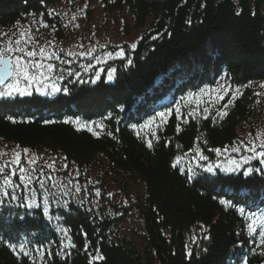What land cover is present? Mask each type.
Here are the masks:
<instances>
[{
    "label": "trees",
    "instance_id": "trees-1",
    "mask_svg": "<svg viewBox=\"0 0 264 264\" xmlns=\"http://www.w3.org/2000/svg\"><path fill=\"white\" fill-rule=\"evenodd\" d=\"M64 1L0 0V33L32 17L60 26L50 9ZM99 1L109 13L129 12L140 35L134 50L108 65L111 80L69 76L52 96L0 97V152L27 148L43 162L29 168L32 183L17 176L18 187L0 188V264H31L9 247L19 252L21 243L31 253L44 249V264H264L260 229L250 235L246 218L264 214V170L192 167L196 149L214 156L254 124L264 0ZM220 85L231 93L219 101L210 92ZM47 161L61 178L41 166ZM62 178L85 188L82 199L95 189L94 204L56 194L51 183ZM30 186H40L35 200L25 196ZM97 254L103 259L93 260Z\"/></svg>",
    "mask_w": 264,
    "mask_h": 264
},
{
    "label": "rangeland",
    "instance_id": "rangeland-1",
    "mask_svg": "<svg viewBox=\"0 0 264 264\" xmlns=\"http://www.w3.org/2000/svg\"><path fill=\"white\" fill-rule=\"evenodd\" d=\"M52 12L53 14L59 15V18L57 19L62 23L60 26L56 22L54 23L47 20L43 21L42 17H32L31 21L26 24L18 25L16 30L10 31L5 39L0 40L4 42L9 39L15 40L18 38L21 31L31 29V33L36 42L35 47H37V49L39 47H44L47 52H54L58 55L60 57L59 60L55 57L42 60L44 64L51 63L55 65V70L50 74L51 79L45 81L46 85L55 84L58 88H60V81L69 76H73L75 79L84 78L86 80L88 77H91L90 75L94 78H98L101 75L108 76L110 70L107 67L110 65L111 61L116 58H122L128 50H134L136 47L133 49L132 45H136L137 41L140 39V35L134 28L135 24L129 12L125 10L122 13H109L105 11L102 2L99 0L80 2L66 0L56 5L53 9H50V13ZM45 24L48 26L44 27ZM28 47L29 50H31L33 45H28ZM121 51H123L124 55L117 57L115 53ZM69 52L74 55H69ZM82 53L88 54L82 55ZM108 53H113V56L109 57L107 55ZM36 59H40V57H37ZM6 85L1 86L0 89H4ZM225 89L229 88L226 85H220L218 90L210 92V95H212L214 99L220 101L221 99H219L218 96L225 97L231 93L229 90L227 91V94H225ZM29 91H31V93L37 92L41 95L48 94V96H52L56 93L50 86L41 87V90L37 91V86L35 84L29 89ZM255 93L256 103L254 108L256 110V115L255 120L253 121L254 124L252 128H246L243 132H241L240 140L236 144H233V146H239V142L241 140L247 142L250 139V133L252 134L251 138H255L257 142H259L257 133L264 134V83H260L255 86ZM233 146L224 148L228 149V151H224V149H222L219 154L215 152L214 156H209L206 160L200 158L201 149L199 148L200 152L196 149V154H199L194 158V165H192V167H194L195 170L199 168L207 170L208 167H212L213 171L224 170L226 172H234L230 169L234 167L231 161L235 159L241 164V167L237 168L235 171L245 168L256 169L258 167H261L264 170V163H261L259 159H255L248 164H244L242 157L245 155H251V153L244 151L243 148L238 153L232 152L231 148ZM15 151L22 152V149L15 147L10 152H7L6 156L10 157L8 155L10 154L13 157ZM4 157L5 156L0 157V163L7 161ZM29 158H35L36 163L29 165L27 163ZM7 159L10 160L12 158ZM21 163L27 169L32 168L36 170L37 165L43 162H41L37 155L32 153L23 155L22 153ZM49 165H52V167H49ZM41 166H47V172L54 176L61 173V171L56 170L55 166L57 165L54 162L52 163L51 161H47L45 165ZM73 172L77 174L75 170H73L72 173ZM59 176L60 178L62 177L61 175ZM51 184L50 188L55 190L56 194L60 193L62 196L74 192L80 196L79 191L81 192L82 190H85V188L80 187L81 185L79 182H68V179L66 178L54 180ZM55 185L56 187L54 189ZM89 185L87 186L90 188L97 187L91 183ZM34 189H40V186H30V189L26 191L25 196L29 193L30 197L35 200L37 197L35 193L32 192ZM77 189H79V191H77ZM94 190L92 198L85 196L83 199L81 196L79 198L85 202L87 201L94 204L95 199H97V192H94ZM132 221L134 224H137L136 219L133 218ZM130 224L131 220L128 219L126 223L119 224V227L121 225L122 230L124 231V228Z\"/></svg>",
    "mask_w": 264,
    "mask_h": 264
},
{
    "label": "snow or ice",
    "instance_id": "snow-or-ice-1",
    "mask_svg": "<svg viewBox=\"0 0 264 264\" xmlns=\"http://www.w3.org/2000/svg\"><path fill=\"white\" fill-rule=\"evenodd\" d=\"M51 14V13H50ZM48 25L45 24L44 27H47ZM7 33H0V36H7ZM155 38V37H153ZM35 38L33 37L31 33V29L21 31L18 35V38L15 40L9 39L6 42L0 41V85L5 84L6 80L10 79V82L7 83L6 87L3 90H0V97H6V96H12L14 93H18L19 95H31V91L29 89L35 84L37 86V91L41 90V87H48L50 86L54 92H59L60 88H58L55 84L52 85H46L45 81L51 79L50 74L53 73L55 70V65L48 63L44 64L42 62L43 59H51L55 57L56 59H60L58 55H56L54 52L49 53L44 47H35ZM28 45H33L31 50H29ZM136 47L135 44L132 45V48L134 49ZM62 51V50H61ZM69 55H74L73 53L69 52ZM88 53H82V55H87ZM109 57L113 56V53L107 54ZM117 57H121L124 55L123 51L115 53ZM37 57H40V59H36ZM129 63L131 61L129 60ZM115 72V69H111L108 78L112 79V73ZM230 89H225V94H227V91ZM65 91H67L65 89ZM237 94H239V89L236 90V93L233 94L231 100L229 103H232L236 99ZM219 99H223V96H218ZM227 107V105H225ZM178 111V110H177ZM204 112L207 113L208 109L205 108ZM220 118H223L227 115L226 111L221 110L219 113ZM160 117H164L165 113L160 112L158 114ZM189 115H193V113H189ZM207 118V116H205ZM77 124L79 125V121H77ZM89 131H92V128L88 129ZM177 130H180L179 125L177 126ZM250 139L245 142L241 140L239 142V146H233L231 148L232 152H240L243 148L244 151L251 153V155H245L242 157V161L244 164H248L252 160L259 159L261 163H264V134L257 133V137L259 138V142L255 138H251L252 134H249ZM204 143H207V141H204ZM149 147H152V144L149 143ZM259 149V150H258ZM198 152H200V149H197ZM212 151L217 152L218 154L221 153V149H212ZM224 151H228V149H224ZM30 152L29 149L25 148L21 151H15L13 154L12 159L0 163V188H12V187H18L19 185L16 184V181L14 177L19 178V180L24 184H30L32 183V177L28 175L29 169L23 166L21 163L22 160V153L23 155H27ZM7 153L0 152V157L6 156ZM200 158L201 159H207L206 156L203 155L202 152H200ZM27 163L29 165L35 164L36 159L35 158H29ZM232 167L230 170L235 171L237 168L241 167V164L233 159L231 161ZM49 167H52V165H49ZM67 167V165H65ZM257 171H260V169H256ZM34 171V169H33ZM207 171L212 172V167H208ZM248 173H251L253 169L249 168ZM40 186L43 188L44 183L43 181H40ZM79 191V189H77ZM99 194V193H97ZM3 195L7 196L9 193L7 191L3 192ZM2 203V201H0ZM221 203L225 204L226 207H230L231 202L229 201H221ZM39 207L38 204H29L28 207ZM48 206H47V200H45V206H44V212H48ZM239 213L244 216L246 214V209L243 207H240L238 209ZM246 218L250 221L248 224V232L250 235L255 236L257 234V229L259 228L258 232V243L260 246H264V214L258 215L255 212H248L246 214ZM61 231H64L67 233V229H61ZM86 235V234H85ZM72 247H75L74 244L71 245ZM9 247L12 248L14 252L17 253V256L19 257L22 253L26 257H30L31 264H44L45 260V250L42 248H37L35 250V253H31L27 250V246L24 243H21L18 245L19 252H17V245L9 244ZM97 253L99 250H96ZM36 254L39 255V262H37ZM47 256H51V252H46ZM261 255H264V247H262ZM66 258V257H64ZM102 260L103 257L100 255L93 256V260ZM245 264H247V261H245Z\"/></svg>",
    "mask_w": 264,
    "mask_h": 264
},
{
    "label": "water",
    "instance_id": "water-1",
    "mask_svg": "<svg viewBox=\"0 0 264 264\" xmlns=\"http://www.w3.org/2000/svg\"><path fill=\"white\" fill-rule=\"evenodd\" d=\"M9 81H10V79L9 80H6L5 81V84H7ZM5 84H3V85H5ZM3 85H0V87L3 86Z\"/></svg>",
    "mask_w": 264,
    "mask_h": 264
}]
</instances>
